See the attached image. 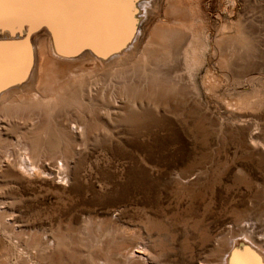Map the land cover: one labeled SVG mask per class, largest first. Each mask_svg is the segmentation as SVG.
I'll return each instance as SVG.
<instances>
[{"label":"rangeland","instance_id":"rangeland-1","mask_svg":"<svg viewBox=\"0 0 264 264\" xmlns=\"http://www.w3.org/2000/svg\"><path fill=\"white\" fill-rule=\"evenodd\" d=\"M160 1L149 9L146 34L158 22L188 34L167 43L154 70L100 77L82 88L78 104L53 114L0 113V209L13 210L15 222L0 225V264H46V247L60 234L70 236L67 264H228L233 252L264 261V0H237L233 16L231 7L223 11L226 0H191L198 23ZM249 15L255 40L225 41L229 54L216 57L222 26ZM198 29L209 44L195 63L181 52ZM160 31L151 33L163 38ZM46 45L49 38L37 55L58 78ZM150 79L157 102L148 98ZM245 96L254 107L233 110ZM26 147L50 171L46 178H23L11 162Z\"/></svg>","mask_w":264,"mask_h":264},{"label":"bare ground","instance_id":"bare-ground-1","mask_svg":"<svg viewBox=\"0 0 264 264\" xmlns=\"http://www.w3.org/2000/svg\"><path fill=\"white\" fill-rule=\"evenodd\" d=\"M179 1L180 0H166V7L175 13L185 14L194 23H198L199 17L197 14V9L196 7L191 5V0H181L184 3V7L179 5L180 3ZM156 4L157 5L161 4V1L160 0H132V4L128 8H121L116 5H110V6H105V7H80V9H75L73 11L71 10L63 11L62 9H59L58 7L57 8L45 7V8L31 9L29 10L30 14H27V17L20 24L18 25L10 24V25H4L0 27V44L3 45L2 50H0V113L2 111L4 112L10 111L12 107H16V108L23 109V110L41 109V112L53 114V112L57 109H60L66 106L72 107L74 104H78L82 97L80 95L83 92L82 88L84 86H88V84L89 85L92 84L94 80H98L100 77H103L106 75H115L116 73H119V74L126 73L129 70L135 73H138V74L146 73L147 70H154V68L159 65L160 57L166 55L167 43L169 42L171 43V41L178 42L181 39H183V37L186 34H188L186 32L185 34L184 33L181 34L179 31L167 27V25H164V24L160 25L159 22L154 24L151 31L148 34H146L147 32L145 29L146 27L145 23L149 18L148 16L149 15L148 13L150 11L149 9L150 7H156ZM236 5H237V0H226L225 6L223 7V11L228 12L229 11L228 8L231 7L229 13L233 16L235 14L234 10H235ZM160 6L162 5H159L158 7L160 8ZM155 9L156 8H154V10ZM34 10H40V11L50 10V15L52 18H50L48 22H50L51 25H47L43 27L41 29L42 31L34 32L31 29V21L36 15L34 12H31V11H34ZM155 26L158 27L159 30H161L160 33L164 39L159 38V37H154L152 35L151 32ZM236 26L239 27L240 35H237L235 34L234 31H232V28ZM221 30H222L221 32L222 34H220V36L214 39L212 42L213 44L215 43L219 44L218 47L213 48L214 55L218 57L219 59H223V57L227 54L223 49V46H222L223 42L229 41V42H234L238 44H245L247 41H253L257 37L256 30H255L254 15H249L245 17L240 16L239 20L237 19V21H232L230 23V26H226V25L222 26ZM190 33H191L190 42L188 46L181 52V54L185 60L193 59V61L197 63L196 55L199 49L201 48V44L206 45V44H209V42L206 37L205 38L203 37V34L201 33L200 29L190 31ZM45 38H49V45L48 46L46 45V46L48 48V52L56 60V67L55 68L52 67L53 68L52 71L55 73L57 72L60 75L58 78L49 76V73H48L49 69H47V65L45 64L44 58H40L37 55L38 54L37 44H39L40 42L45 43ZM44 53L45 52H42V54ZM230 55L234 56V51L230 52ZM198 63L199 64L203 63V61H200ZM237 64L238 63H236L235 66H237ZM239 67H242V65H240ZM160 83H162V81ZM35 85L38 88H34ZM147 87H148L147 94L149 95L148 97L149 100H153L154 102H157L155 98L156 97L155 89L156 87H158V85L157 86L154 85V82H152L150 79L149 86ZM128 88L125 87V90ZM125 90L123 91V93L126 92ZM165 90H167V88ZM127 92L129 93V91ZM10 97H12L13 99H9ZM83 98L85 99V95ZM235 101L236 102L234 104L232 103L234 107L233 110L235 111H239L244 108H246L245 110H247V108L249 109L253 108L254 103H255L252 98H249L246 96L243 98H239L238 100H235ZM256 101H258V99H256ZM236 113H239V112H236ZM60 137H57V138L60 139ZM33 139L34 137L32 138V140ZM28 149L29 148L26 147V152L22 155L18 154L19 157H17L11 162H13V164L19 169L20 173L22 174V177L23 175H25V176H29V179L30 177H33V176L38 177V178L40 177L46 178V176L50 175V171L46 170L43 166L39 164V161H38L39 154L34 153V152L32 153L29 151L30 149L29 150ZM46 149L48 151L47 147ZM59 153H60V150H59ZM58 158L60 157L58 156ZM55 163H57V161ZM66 164H69V163H66ZM65 166L67 165H65V163L61 161L58 167L60 169H64ZM62 171L63 170H61V172ZM65 178H66L65 174L60 177L61 180H64ZM13 215H14L13 210L9 211L3 208L0 209V225L1 226L3 225L4 228L13 227L15 222H12L10 220V219H13L12 218ZM246 225H248L249 227L252 226V224H249V223L245 224V226ZM58 236L59 238L56 239L54 242L50 243V245L48 244L47 247L44 246L47 248L46 256L44 255L46 264H67L65 257L67 253L69 254L68 246L70 242L68 241V239L70 240L69 238L70 236L68 237V239L66 238V235L64 236L60 234ZM44 252L46 251L44 250ZM238 258H237V253L233 252L228 259V264H233L234 260H239Z\"/></svg>","mask_w":264,"mask_h":264},{"label":"snow or ice","instance_id":"snow-or-ice-1","mask_svg":"<svg viewBox=\"0 0 264 264\" xmlns=\"http://www.w3.org/2000/svg\"><path fill=\"white\" fill-rule=\"evenodd\" d=\"M132 0H0V24L5 18V9L31 10L38 8L57 7H105L116 5L121 8H128ZM3 45L0 44V50ZM233 264H264L256 258L234 260Z\"/></svg>","mask_w":264,"mask_h":264},{"label":"water","instance_id":"water-1","mask_svg":"<svg viewBox=\"0 0 264 264\" xmlns=\"http://www.w3.org/2000/svg\"><path fill=\"white\" fill-rule=\"evenodd\" d=\"M59 9H62L63 11H73L75 9H80V7H58ZM34 12L36 15L34 16L33 20L31 21V29L34 30L36 28H38L39 26H47V25H51L50 22H48V20L51 17L50 15V10L46 11H40V10H34L31 11ZM27 14H30L29 10H17V9H5V18L2 22V24H0V27L4 26V25H18L21 22L24 21V19L27 17Z\"/></svg>","mask_w":264,"mask_h":264}]
</instances>
